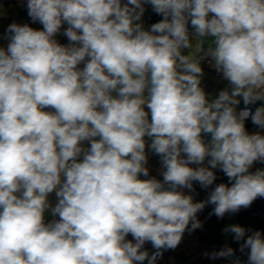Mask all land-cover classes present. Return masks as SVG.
I'll return each instance as SVG.
<instances>
[{
	"label": "clouds",
	"instance_id": "1",
	"mask_svg": "<svg viewBox=\"0 0 264 264\" xmlns=\"http://www.w3.org/2000/svg\"><path fill=\"white\" fill-rule=\"evenodd\" d=\"M144 3L163 16L150 30L134 23ZM27 9L43 30L12 23L0 48V264H155L190 222L201 227L206 204L222 218L264 197V169L249 172L264 162V135L244 125L251 117L264 129V106L236 111L238 97L264 101V0H28ZM63 24L67 46L54 39ZM209 57L231 85L211 101L200 86ZM145 136L162 181L140 179ZM217 167L231 187L201 202L179 190L212 185ZM48 209L59 219L46 223ZM224 231L244 241L248 264H264L260 231Z\"/></svg>",
	"mask_w": 264,
	"mask_h": 264
},
{
	"label": "crops",
	"instance_id": "2",
	"mask_svg": "<svg viewBox=\"0 0 264 264\" xmlns=\"http://www.w3.org/2000/svg\"><path fill=\"white\" fill-rule=\"evenodd\" d=\"M27 3L28 1H14L7 5L0 4V32H6L8 30L9 25L12 23H16L19 25L27 24L28 26L32 27L35 30H43V25L38 21L33 22L31 17L28 15ZM67 27H68L67 24H63L60 31L54 37V39H56L57 42L60 43L61 45H68L70 43L68 38L63 34ZM195 36L196 34L194 32L190 38H195ZM209 42H210V38L205 39L204 46L207 47ZM8 43L9 42L0 41V48L6 49ZM202 71H203V75L201 77L200 86L207 94V99L209 101L215 99L220 91L225 89L231 90V85L229 81L224 79L223 76L222 79H220L216 75H214L211 71L205 70L204 68H202ZM238 99H240V104L236 106V109L245 107L246 105L243 103L242 98L238 97ZM253 104L256 105L257 107H261L264 106V101H257ZM145 111L149 113V119H150V110L146 106H145ZM244 125H245V130L248 134L259 133L261 135H264V129L255 125L252 122L251 117L244 121ZM202 138L205 140V142H209L211 136L210 134L202 133ZM144 139L146 142L145 152L148 157L145 167L149 169V175L147 177L141 175L140 179L156 178L157 180L162 181L163 180L162 172L164 169L161 164V158L159 155L155 154L149 147L151 144V138L145 136ZM184 155L185 154L182 153V156ZM209 159L210 157L206 158L203 165L190 164L189 167L192 168H197L200 166L207 167L209 166L208 165ZM260 169H264V162L256 161L249 168V172L255 173L257 170ZM212 171L216 176L212 190H214V188L221 183L231 187L233 181H230L229 178L223 173V171L220 170L219 167L212 169ZM192 183H193L192 189L183 188L179 190L182 191L185 195H191L193 197V202L206 201L212 190L208 191L207 193L199 195L198 198H195V195L199 194L200 192V184L199 182L196 181H193ZM213 209H214V205L206 204L205 208L197 213V219H199L206 226L210 227L209 235L207 236L198 235L192 238L186 244L177 247L171 254L162 257L160 260H157L155 264H189V262L195 257L208 254L207 248L205 246V242H208L213 246L226 244L228 242L227 241L228 239L223 240L222 237L225 232L224 229L227 228L230 223L232 213L231 212L226 213L222 218H219L215 214L210 215V213H213ZM242 216L239 217V220L242 219L243 221L242 224L251 223L257 218V217L255 218L249 216H243V217ZM126 240H130L133 243H135L131 234H129L126 237ZM152 253H154V250H152ZM215 261L217 262L216 264H224L222 261L219 260H215Z\"/></svg>",
	"mask_w": 264,
	"mask_h": 264
},
{
	"label": "built area",
	"instance_id": "3",
	"mask_svg": "<svg viewBox=\"0 0 264 264\" xmlns=\"http://www.w3.org/2000/svg\"><path fill=\"white\" fill-rule=\"evenodd\" d=\"M14 1H28V0H0V4L1 5H7V4H10L11 2H14ZM142 2H143V0H142ZM143 6L145 9L143 12V28L145 30H150V28L154 24V22L155 21L160 22L163 19V16H162V14L156 13L150 4L144 3ZM188 29H189V33H190V37H191L194 33V29L192 28L190 21L188 24ZM9 37H10V33L8 31L0 32V41L10 42ZM65 46H67V45H65ZM184 53L187 54V49L184 50ZM84 66H85V61L81 62V64H79L77 67L79 69H82ZM201 67L204 68L205 70L211 71L218 78L222 79L221 73H218L216 71V69L213 67V63H212L210 57L206 58L205 60H203L201 62ZM145 95H147V92L145 93ZM246 107L248 109H250L252 113H254L256 108H258L254 104H249L248 106L236 109L237 113L239 111L245 109ZM44 111H54V110L51 108H45ZM213 186H214V182L212 185L208 186L207 188H204L200 185V192H199V194L195 195V198H198L199 195H201V194H204V193H207L208 191H211L213 189ZM258 199L264 200V197H258L255 200H258ZM240 226L244 227L245 229L250 230V231L246 232L245 239L247 238L248 235H251L253 231H260L262 233V235H264V222L262 224H260L258 218H256V220H254L251 223L241 224ZM209 233H210V227L206 226L202 222H201V227H199L195 230H193L191 228V222H190L188 228L185 230V232L182 236V239H181V241L177 247H180V246L186 244L189 240H191L192 238H194L198 235L207 236V235H209ZM243 243H244L243 240H240V241L235 240L234 235H233L231 241L227 242L226 244H220L217 246H213V245L209 244L208 242H205V246L207 248L208 254L195 257L194 259H192L189 262V264H216L217 262L215 260L222 261L224 264H232V262L234 260H236L237 258L239 259L240 264H248V252H249V250L248 249H244V251L240 250L241 245ZM226 247H231L234 250V256L233 257L212 258L211 254L213 252H219ZM175 249L162 250L163 254L161 257H158L157 260H160L162 257L171 254ZM141 250L142 251H145V250L148 251L150 256L152 254V250H154V252L156 251V249L153 248L151 242H146ZM146 263H148L147 259L142 262V264H146ZM136 264H141V262H136Z\"/></svg>",
	"mask_w": 264,
	"mask_h": 264
},
{
	"label": "water",
	"instance_id": "4",
	"mask_svg": "<svg viewBox=\"0 0 264 264\" xmlns=\"http://www.w3.org/2000/svg\"><path fill=\"white\" fill-rule=\"evenodd\" d=\"M128 2V0H121L122 4H126ZM134 23H141L143 25V15L141 16V19L139 21H134ZM113 96H116V92H113ZM98 139V137H97ZM82 143V147L86 148L88 145H90V143L88 141H83ZM64 179V177L62 176V180ZM48 202L51 205V207H55V205L58 203V199L55 195V192H52L49 194L48 196ZM245 215V216H249V217H257L259 219L260 224H262L264 222V200H254L252 202V204L247 207V208H241L238 212L236 213H232V217L230 219V223L228 225H237L239 222V217ZM59 217L58 215H53L51 213V209L46 210L45 212V222L49 223L53 220H58ZM234 234L231 232H224L223 235V240H227L229 238H231Z\"/></svg>",
	"mask_w": 264,
	"mask_h": 264
},
{
	"label": "trees",
	"instance_id": "5",
	"mask_svg": "<svg viewBox=\"0 0 264 264\" xmlns=\"http://www.w3.org/2000/svg\"><path fill=\"white\" fill-rule=\"evenodd\" d=\"M154 23H157V21H155ZM89 147H90V145H88L86 148H84L85 151H87V149H88ZM81 159H82V157H81ZM243 216H245V215H243ZM243 216H242V217H243ZM242 223H243V221H242V219H240L238 225H241ZM232 237H233V236H232ZM231 239H232V238L228 239L227 241L229 242V241H231Z\"/></svg>",
	"mask_w": 264,
	"mask_h": 264
}]
</instances>
